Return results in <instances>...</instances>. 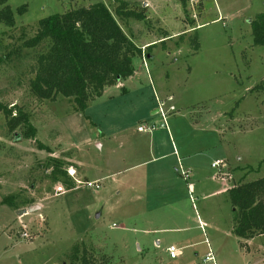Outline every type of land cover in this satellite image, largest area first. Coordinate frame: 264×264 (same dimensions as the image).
Returning <instances> with one entry per match:
<instances>
[{"label": "rangeland", "instance_id": "rangeland-1", "mask_svg": "<svg viewBox=\"0 0 264 264\" xmlns=\"http://www.w3.org/2000/svg\"><path fill=\"white\" fill-rule=\"evenodd\" d=\"M99 3L141 49L133 61L136 81L90 94L84 112L71 98L36 99L30 82L45 45L28 49L23 43L40 20ZM133 12L144 19L126 16ZM262 13L264 0H185V7L179 0H0V105L14 108L12 116L21 110L34 129L33 135L23 125L11 130L0 111V264H83L82 256L86 264H146V251L157 264L156 257L168 258L165 247H183L172 231L181 227L192 246L182 248L173 264H264V235L247 241L234 234L227 194L264 177V47L253 44L250 26ZM152 87L175 107L176 118L167 124L175 146L195 152L192 201L182 181L177 190L159 192L149 166L148 187L137 186L143 198L138 208L124 197L118 204L111 194L105 200L110 213L97 218L99 195L113 186L105 177L138 162L129 154L144 137L138 124H151L147 118L157 105ZM214 159L226 168H210ZM53 160L72 182L70 190ZM78 164L86 174L81 185ZM95 180L99 190L86 185ZM171 197L187 198L184 219L171 206L159 209ZM134 216L137 224L125 221L121 229L122 218ZM127 226L138 233L123 232ZM137 239L147 242L142 254ZM208 250L212 261H204Z\"/></svg>", "mask_w": 264, "mask_h": 264}, {"label": "trees", "instance_id": "trees-1", "mask_svg": "<svg viewBox=\"0 0 264 264\" xmlns=\"http://www.w3.org/2000/svg\"><path fill=\"white\" fill-rule=\"evenodd\" d=\"M179 1L185 7V0ZM119 5L125 6V3L119 2ZM134 13L126 16L144 19L143 15ZM115 14L121 15L120 10ZM8 20L11 22V14ZM38 24L36 34L23 43L28 49L45 45V51L37 56L34 78L30 82V91L36 99L71 98L75 109L84 112L90 94L98 96L106 86L133 75V61L141 55V49L126 36L104 4L53 14ZM250 26L253 44L264 47V13L257 15ZM0 111L11 130L23 125L33 135L34 129L21 110L12 116L14 108L0 105ZM53 162V169L61 172L58 162ZM62 175L70 189L72 182L65 173ZM227 194L234 209V234L245 240L263 236L264 177L229 188ZM80 259L86 264L84 256Z\"/></svg>", "mask_w": 264, "mask_h": 264}, {"label": "crops", "instance_id": "crops-1", "mask_svg": "<svg viewBox=\"0 0 264 264\" xmlns=\"http://www.w3.org/2000/svg\"><path fill=\"white\" fill-rule=\"evenodd\" d=\"M136 76L137 73L134 71L133 75L129 78H127L126 80L123 81H136ZM117 86H113L115 88L120 87L122 84V80L118 79L117 81ZM123 89H125L123 87ZM153 90V96L156 102V97L158 96V93L156 92L155 88L152 87ZM155 91V93H154ZM124 94H126L128 91H123ZM160 99V96H159ZM150 111V110H149ZM151 113L149 114V118H147V120L150 123H154V124H161L160 120H158L155 116L156 115V107H153L150 111ZM175 114H171L167 120V124L169 127V119L172 118H176V116L174 117ZM143 119H146L145 117H143ZM142 119V120H143ZM140 125H144L142 123L138 124V126ZM137 126V128H138ZM167 129L163 128V127H157L156 130L152 133H140L139 134L143 135L144 137L139 140V142H137L136 144L132 145V151L129 154L132 158H136L138 162L133 163L127 167H125L122 170H117L114 172H111L110 175H107L105 178H110V179H114L111 189L105 188L104 193L102 195V193L99 195L101 196L100 199L101 200V204L103 203L102 207H99V211L96 214L97 218H100L104 211L106 210L107 213L109 212V208L107 206V203L105 200L106 197H110V195L112 194V199L115 200V202H118V204L121 203L122 201V197L124 198H128L129 200V204H133L134 207L138 206L137 204H141L143 198H140L139 195H141V193H139L137 191V186L139 188H143L145 189L146 187H148V174H149V166L152 167V175L156 176L158 179V183H159V192H164L165 188H169V189H173V190H177L179 189V184L177 183V181H182L183 183H185V185L187 186V192H188V197H189V193L191 191V188L188 184L189 180H190V176L191 174H193V171L195 170L196 166V160H195V152H192V150H184L180 147H176L174 144V141L172 139L171 134L168 132V128ZM96 146H98V149L102 150L104 148V145L102 143H96ZM189 152V153H187ZM192 152V154H190ZM216 160V159H214ZM213 160V161H214ZM211 161V163L213 162ZM181 165L183 167V169H185L186 171L189 172V178L187 180H183L178 173V166ZM211 165V164H210ZM211 168V167H210ZM84 168L78 164L77 168L74 169L75 170V175H76V181L81 182L80 180L83 179L85 180L86 178V174L83 170ZM173 171V173H172ZM160 173L163 174L162 176H160ZM177 175L179 177L176 178L174 176L171 175ZM120 176L122 177V180H120ZM96 182V188L97 190L100 189L101 187V183L98 182V180H95ZM137 181V182H135ZM82 183V182H81ZM64 185V184H63ZM121 186V187H120ZM70 190V189H68ZM121 190H124L121 192ZM227 191V189H226ZM106 193V194H105ZM125 193V194H124ZM105 198V199H104ZM99 199V200H100ZM104 199V201H103ZM111 199V198H110ZM190 199V197H189ZM191 200V199H190ZM169 202V204L167 203ZM106 206V207H105ZM167 206H171V208H173L174 212H175V217H179L180 219H184L183 216L185 215V211L187 210V198H180L177 201L175 200V197H171L170 201H162L159 209L165 210V208ZM119 207V206H118ZM138 208V207H135ZM129 212H134V208L129 209ZM137 211V210H136ZM136 214V213H135ZM134 214V215H135ZM138 215V214H137ZM135 217V216H134ZM123 221H120L119 224L121 229L124 228L123 222H130V224L136 225L137 224V220L136 217L132 218L131 221H127L128 219H126L125 217L122 218ZM122 222V223H121ZM114 223L111 225L112 227H114ZM142 235H149V231L148 230H142V229H138ZM123 232L127 233H138V231H136L134 229L133 226L129 227L127 226V229L122 230ZM161 232H166V229L160 230ZM173 233L178 234L179 237L182 239V243H183V247L181 248H177L178 249V254L180 252V250H182V248H186L192 245H189L191 242H189L190 240L189 238V234L187 231V228H178V229H173L172 230ZM144 240V239H143ZM140 241V243L138 242V239L136 240L137 243V247H138V252L139 253H143L145 250V245L147 246V242L146 244H144V241ZM156 246L158 247L160 244V240L156 239ZM249 241V240H247ZM205 242V241H204ZM169 246H175L173 244H170ZM165 247L164 248V255H167V260L165 257H156L155 262L157 264H173V262L170 261H175L178 258V255L176 256L175 259H170L166 249L169 247ZM176 247V246H175ZM148 251H146V255L143 256V258H141L142 262L146 263V264H150L152 263V258H150V256L148 255Z\"/></svg>", "mask_w": 264, "mask_h": 264}, {"label": "built area", "instance_id": "built-area-1", "mask_svg": "<svg viewBox=\"0 0 264 264\" xmlns=\"http://www.w3.org/2000/svg\"><path fill=\"white\" fill-rule=\"evenodd\" d=\"M156 115L159 116L160 118V122H161V127L166 128L167 129V120L169 118V116L171 114H175L176 110L174 106L171 105H167L166 102H163L162 100H160L158 97H156ZM158 127V125L151 123L149 125H140L137 128V131L140 133H152L156 130V128ZM210 167L214 170H216L217 172L222 171L226 168V164L219 159L214 160ZM71 173V172H70ZM178 173L179 176L185 181L189 178V172L186 171L185 169H183V167L181 165L178 166ZM70 176H72L71 174H69ZM79 185H81V182H78ZM88 187H92L93 185L96 187V183H87L86 184ZM61 191V189H58V192ZM189 197L192 201V195L191 193H189ZM204 225L201 224L200 228H203ZM24 237H26L25 234H23ZM166 252L169 256L170 259H175L176 256L178 255V249L175 246H169L166 249ZM212 255H211V251L208 250V252L206 253L205 259L204 261H212Z\"/></svg>", "mask_w": 264, "mask_h": 264}, {"label": "water", "instance_id": "water-1", "mask_svg": "<svg viewBox=\"0 0 264 264\" xmlns=\"http://www.w3.org/2000/svg\"><path fill=\"white\" fill-rule=\"evenodd\" d=\"M37 207L36 206H34V207H32L30 210H35ZM98 217V216H97Z\"/></svg>", "mask_w": 264, "mask_h": 264}]
</instances>
